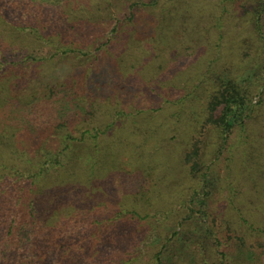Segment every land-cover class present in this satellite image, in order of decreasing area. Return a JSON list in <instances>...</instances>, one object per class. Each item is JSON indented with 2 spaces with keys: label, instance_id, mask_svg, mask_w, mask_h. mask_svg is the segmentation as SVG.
<instances>
[{
  "label": "rangeland",
  "instance_id": "rangeland-1",
  "mask_svg": "<svg viewBox=\"0 0 264 264\" xmlns=\"http://www.w3.org/2000/svg\"><path fill=\"white\" fill-rule=\"evenodd\" d=\"M255 2L164 0L136 16L124 3L123 22L111 25L118 38L93 64L72 58L40 76L0 68L4 117L66 119L48 97L62 95L63 70L81 96L92 94L93 111L73 128L62 164L40 173L29 159L42 161V139L31 134L22 157H0V234L16 244L7 264H264V35L251 20ZM128 48L155 59L133 68ZM222 72L252 91L251 116L227 141L208 121ZM43 101L53 105L42 111ZM97 117L106 120L95 136Z\"/></svg>",
  "mask_w": 264,
  "mask_h": 264
},
{
  "label": "trees",
  "instance_id": "trees-1",
  "mask_svg": "<svg viewBox=\"0 0 264 264\" xmlns=\"http://www.w3.org/2000/svg\"><path fill=\"white\" fill-rule=\"evenodd\" d=\"M163 1L0 0V68L5 67L15 73L24 75L37 71L40 76L48 71L47 66H50L49 70L51 72H56L59 69L54 70L53 68H56L58 62H66V60L72 58H85V61L90 60L89 64H93L92 60H97L99 55L102 54L100 52L101 47L110 45L112 41L118 38L115 34L118 27L116 24L113 27L111 25L116 19L119 22H123L121 15L124 3H129L130 16H136L143 10L161 8ZM251 8V20H253L254 28L257 33L264 35V0H256ZM151 19L149 23L153 28H157L158 26L155 25L159 21L152 17ZM155 52L150 53L148 50L143 52L140 48H137V50L128 48V54L132 55V57L126 60L133 68L135 66L141 67V63L145 60L149 62L155 59V56H153ZM9 54L12 56L10 59L8 58ZM122 61L126 62L125 60ZM218 61L219 59L214 61L215 64ZM91 71L94 70L92 69ZM62 72H64L62 74L66 78V82L62 85V90L60 91L62 95H59L58 98L48 97H50L51 103L56 105L54 110L58 112L63 109L61 116L66 115L67 118H62L55 124H45L38 121L33 124L24 115L18 116L17 120L4 117L7 114L3 109V112L0 111V134H5L8 138L0 137L2 142L0 157L4 154L13 158L22 157L24 153L29 151L25 142H27V138L31 134L34 135V141L42 139L40 141L43 145L35 150L40 152L41 155L37 156V159L41 157L42 161L38 162L33 160V158L29 159L33 165L40 167V173L46 170V167L50 164L63 163V153L72 147L71 142L74 140L72 136L73 128L79 122H87V116H91L93 111L90 109L91 104H88L92 94L89 93V96H85L86 100L84 95L81 96L79 94V90L76 87H72L71 82L76 79L73 77L74 74L67 70ZM214 81L216 89L209 98L208 121L217 129H220L221 134L224 135V141H227L237 126L240 125L244 129L243 127L247 122L246 118L251 116L249 110L252 91L249 87L239 82L236 77H231L223 72L220 76H216ZM53 86L55 87L56 85L54 84ZM53 86L48 89L49 95L53 91ZM45 93L46 91L43 94V100L47 99ZM48 102L43 101L44 105L40 107L42 111L48 105H53ZM28 114L26 113V115ZM40 114L42 115V113ZM57 117H54V119L57 120ZM96 120L99 123L93 127L96 130L95 136L102 132L99 127L103 125L106 118L97 117ZM75 121L77 123H74ZM42 132L44 134L41 137L39 134ZM61 134H64L62 139L64 146L52 149V142L56 141L55 139ZM193 155H198L196 147L188 155L187 159L189 160ZM0 161L2 163L6 162L4 158L0 159ZM188 208L192 210L189 206ZM15 220V218L11 220L6 230V236H10L13 233L16 227L14 224ZM2 237L3 235L0 234V249L2 248L0 262L3 261L4 264H7L10 263V258L12 257L10 254L14 255L12 246L16 244L15 242L11 243L14 241L11 238V240L2 241ZM4 246L6 247L4 248ZM249 247L253 248V245ZM11 250L12 253H10ZM250 253L254 254V252ZM19 258L17 256L16 261ZM37 264L41 263L37 262Z\"/></svg>",
  "mask_w": 264,
  "mask_h": 264
}]
</instances>
